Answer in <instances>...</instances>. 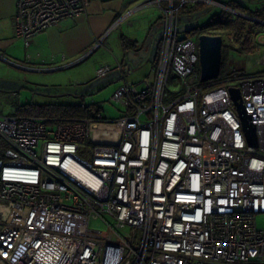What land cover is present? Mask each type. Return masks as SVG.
<instances>
[{"label":"built area","instance_id":"1","mask_svg":"<svg viewBox=\"0 0 264 264\" xmlns=\"http://www.w3.org/2000/svg\"><path fill=\"white\" fill-rule=\"evenodd\" d=\"M161 2L151 74L129 82L118 60L95 71H118L122 82L110 101L123 108L119 117L102 109L73 121L0 114L4 264H264V227L256 222L264 213V20L246 17L259 25L253 69L202 81L197 43L178 36L174 3L222 7L218 1L146 0L112 25ZM89 3L17 0L14 36L27 47L37 33L85 14ZM171 72L177 91L167 85ZM230 87L255 126V146Z\"/></svg>","mask_w":264,"mask_h":264},{"label":"rangeland","instance_id":"2","mask_svg":"<svg viewBox=\"0 0 264 264\" xmlns=\"http://www.w3.org/2000/svg\"><path fill=\"white\" fill-rule=\"evenodd\" d=\"M113 1L116 0H105L104 3ZM239 1L246 2L247 0ZM125 4L121 6L119 12L123 11ZM151 7L150 5L142 7L117 24H111L106 32L96 40L97 46L94 48L96 50H93L94 52L90 56L86 55L73 65L58 69L46 67L41 69L42 66L29 68L25 65L23 54L15 58L13 54L0 51V114H16L20 105L32 102H68L99 104L107 116L119 117L123 108L110 101L111 94L122 82L121 80L115 81V78L111 77V75L114 77L115 73L118 75V71L112 69V73H109L110 76L97 77L94 69L104 62L114 61V57L119 56L124 61L127 72L129 67L127 77L129 82H137L143 78L144 74H151L158 42L163 33V23L159 19L161 11H158V8L151 9ZM217 7L220 6L207 4L203 13L190 15L179 13L177 17L178 36L180 38L188 36L197 43L200 32H188V30L203 23L207 17L206 13L216 11ZM123 36L137 41L136 51L123 54L121 50V37ZM238 46L239 43L234 41L233 34L224 35L222 39L224 64L220 74H227L238 69H253L250 63L252 56L250 53L238 52L235 49ZM114 63L111 64L114 65ZM197 75L200 79L199 74ZM167 85L172 91L179 89V78L173 72L169 74ZM168 95L170 93H167L166 96L168 97ZM256 222L259 227H264V213L256 215ZM91 225L103 231L106 229L103 222L99 220L92 219Z\"/></svg>","mask_w":264,"mask_h":264},{"label":"crops","instance_id":"3","mask_svg":"<svg viewBox=\"0 0 264 264\" xmlns=\"http://www.w3.org/2000/svg\"><path fill=\"white\" fill-rule=\"evenodd\" d=\"M104 1L90 0L85 14L66 18L60 21L59 24L37 33L32 37L30 44L25 47L23 41L16 38L13 33L12 18L16 10L17 0H0V51L13 54L15 58L23 54L26 62L25 65L29 68L42 66L41 69L45 67L58 69L76 64L95 47L97 44L96 40L106 32L111 24L146 0H116L111 3H104ZM123 4H125L123 11L119 12ZM149 5L152 6L151 9L158 8V11H161L160 7L165 6L166 2H161L160 6L158 4ZM137 46L138 43L129 51H124L122 47L121 50L123 54H129L136 51ZM94 51L89 53L88 56ZM116 60L122 62L123 65L125 64L119 56L114 57V61ZM114 61L104 62L102 65H112L111 63H114ZM128 74L129 67L126 74L127 77ZM110 75L108 73L106 76ZM149 75L144 74L142 77L144 78ZM111 77L115 78V81L119 80V76L116 73L114 77L113 75Z\"/></svg>","mask_w":264,"mask_h":264},{"label":"trees","instance_id":"4","mask_svg":"<svg viewBox=\"0 0 264 264\" xmlns=\"http://www.w3.org/2000/svg\"><path fill=\"white\" fill-rule=\"evenodd\" d=\"M225 4L226 6L237 10L248 16H252L264 20V0H247L241 2L239 0H215ZM178 6V14L190 15L193 13H203L207 4L197 2L193 4H182L179 6L178 2L174 3ZM206 20L197 24L188 32H200L209 35H234V41L239 43L235 48L240 53H250L253 34L257 26L256 22L245 19L242 16L233 14L222 7H217V10L211 13H206ZM160 41L158 42V50L154 57V63L157 60L159 53ZM137 43L134 40L121 37V47L124 51H129ZM223 50L221 58V69L223 67ZM123 64V63H122ZM220 69V71H221ZM221 72H219L220 74ZM127 74V71H126ZM102 108L99 104H82V103H28L20 105L15 115L21 116H48L55 117L61 121H73L76 118L90 117L100 111Z\"/></svg>","mask_w":264,"mask_h":264},{"label":"water","instance_id":"5","mask_svg":"<svg viewBox=\"0 0 264 264\" xmlns=\"http://www.w3.org/2000/svg\"><path fill=\"white\" fill-rule=\"evenodd\" d=\"M223 8L230 9L232 13H235L244 18L248 17L237 10H234L225 4L219 2ZM198 46V62H199V72L200 79L202 81H207L214 79L218 76L221 69V58H222V36L221 35H209L202 33L198 36L197 41ZM91 51L87 53H91ZM229 93L236 106V111L241 120L242 129L246 140L249 145H256V134L255 126L250 122V115L246 113L244 105L241 100L240 91L236 87H230ZM0 264L4 262L0 259Z\"/></svg>","mask_w":264,"mask_h":264},{"label":"bare ground","instance_id":"6","mask_svg":"<svg viewBox=\"0 0 264 264\" xmlns=\"http://www.w3.org/2000/svg\"><path fill=\"white\" fill-rule=\"evenodd\" d=\"M224 9V8H223ZM228 11V10H227Z\"/></svg>","mask_w":264,"mask_h":264},{"label":"flooded vegetation","instance_id":"7","mask_svg":"<svg viewBox=\"0 0 264 264\" xmlns=\"http://www.w3.org/2000/svg\"><path fill=\"white\" fill-rule=\"evenodd\" d=\"M201 34V33H200Z\"/></svg>","mask_w":264,"mask_h":264}]
</instances>
